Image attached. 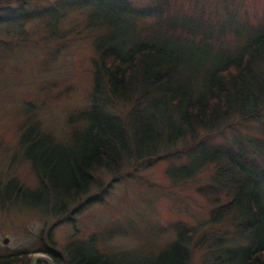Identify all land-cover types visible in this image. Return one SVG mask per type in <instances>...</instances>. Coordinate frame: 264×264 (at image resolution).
Listing matches in <instances>:
<instances>
[{
    "label": "rangeland",
    "instance_id": "obj_1",
    "mask_svg": "<svg viewBox=\"0 0 264 264\" xmlns=\"http://www.w3.org/2000/svg\"><path fill=\"white\" fill-rule=\"evenodd\" d=\"M120 7L149 15L142 23L131 24L130 34L140 33V24H151L160 10L162 17L183 15L179 17L196 24L198 31L188 38H194L197 48H207L205 66L217 54L225 57L228 50L235 51L264 31V0H168L165 7L153 0H0L1 257L14 253L19 261L44 250L67 261L66 248L74 244L128 264H169L161 255L176 240L177 223L194 231L187 245L192 251L190 264H215L223 250L250 244L238 233L234 214L220 223L210 222L215 203L198 188L220 185L213 165L182 182L170 179L166 170L170 164L187 162L196 150L222 147L237 152L235 141L262 138L264 116L218 134L206 136L199 129L196 140L181 132L176 141L166 142L164 134L157 153L168 152L166 158L131 157L114 175L103 168L93 171L85 196L64 213L27 202L29 191H37L40 181L31 162L23 158L22 138L35 123L59 143L73 144V132L86 124L73 117L90 106L97 40L102 31H112ZM131 109L118 103L114 112L126 121ZM169 110L176 122L177 111L172 106ZM16 184L25 189L7 197ZM227 190L218 193L216 203L229 199Z\"/></svg>",
    "mask_w": 264,
    "mask_h": 264
},
{
    "label": "trees",
    "instance_id": "obj_2",
    "mask_svg": "<svg viewBox=\"0 0 264 264\" xmlns=\"http://www.w3.org/2000/svg\"><path fill=\"white\" fill-rule=\"evenodd\" d=\"M153 1L168 6V0ZM160 11L151 24H140V33L130 34L131 24L142 23L149 15L116 8L112 31H102L96 43L90 106L73 117L86 124L75 129L72 145L59 143L35 123L22 138L23 158L31 162L40 181L37 191L28 190L32 193L29 204L43 203L44 210L52 207L64 213L85 196L94 180L93 171L103 168L114 175L131 157L166 158L168 152L157 153L164 134L166 142L176 141L181 132L196 140L199 129L208 136L264 116V31L246 39L235 51L228 50L225 57L217 54L205 66L207 48H197L194 38H188L199 27L179 17L183 15L166 18ZM118 103L132 107L126 121L114 112ZM171 106L177 111L176 122L171 120ZM244 139L235 141L237 152L222 147L196 150L187 162L170 164L166 170L170 179L182 182L203 167L214 166L220 185L198 188L215 203L210 222L217 224L234 214L238 233L250 241L248 246L223 250L215 264L229 260L232 264H264V134ZM224 187L229 199L218 204V193ZM24 189L16 184L7 197L12 192L18 196ZM174 228L176 240L161 258L169 264H190L192 251L187 245L194 231L181 223ZM66 253L68 264L108 263L103 256L74 244L67 246Z\"/></svg>",
    "mask_w": 264,
    "mask_h": 264
},
{
    "label": "flooded vegetation",
    "instance_id": "obj_3",
    "mask_svg": "<svg viewBox=\"0 0 264 264\" xmlns=\"http://www.w3.org/2000/svg\"><path fill=\"white\" fill-rule=\"evenodd\" d=\"M40 252H43L44 254H42V255H45V256H48V257H50L51 259H52V261L54 262V264H68L67 263V261L64 259H60V256L58 255V254H55V253H52V252H48V251H45L44 252V250H41ZM46 253V254H45ZM15 255L16 254H11V255H9V260L8 261H5V260H3L2 258L3 257H1L0 256V264H31V262H32V257L33 256H36V255H40V254H34V255H31L28 259H27V257L26 258H24L23 260H17V258L15 257ZM99 255V254H98ZM99 256H102V255H99ZM104 257V256H103ZM105 259H107L108 260V263L107 264H113L112 263V261H114L115 262V264H121V263H123L124 261L123 260H121V259H113V258H106V257H104ZM20 259V258H19ZM117 261V262H116ZM36 264H49V262L48 261H46V260H43V259H38L37 261H36Z\"/></svg>",
    "mask_w": 264,
    "mask_h": 264
},
{
    "label": "water",
    "instance_id": "obj_4",
    "mask_svg": "<svg viewBox=\"0 0 264 264\" xmlns=\"http://www.w3.org/2000/svg\"><path fill=\"white\" fill-rule=\"evenodd\" d=\"M4 242H7V240H4ZM38 259H43V260L48 261L49 264H54V262L52 261V259H51L50 257L45 256V255H42V254H40V255H36V256H33V257H32V262H31V264H36V261H37Z\"/></svg>",
    "mask_w": 264,
    "mask_h": 264
}]
</instances>
